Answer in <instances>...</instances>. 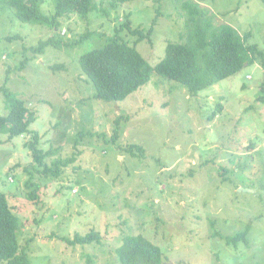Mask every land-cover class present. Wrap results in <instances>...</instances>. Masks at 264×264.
<instances>
[{"label":"rangeland","instance_id":"374dc122","mask_svg":"<svg viewBox=\"0 0 264 264\" xmlns=\"http://www.w3.org/2000/svg\"><path fill=\"white\" fill-rule=\"evenodd\" d=\"M183 1L134 0L113 9L95 0L87 17L64 16L56 29L0 16V117L9 113L5 85L34 114L29 130L46 155L35 163L29 133L0 136V193L21 222L20 250L32 264H120L117 249L132 235L158 246L164 264H264V105L257 102L264 68L246 65L197 95L152 71L124 100L105 102L80 67L81 56L105 47L129 20L148 37L135 44L138 37L123 30L120 41L155 68L168 44L186 40ZM191 1L215 25L250 34L249 44L264 54L263 2ZM42 10L52 15V0ZM50 37L63 44L33 51ZM218 104L222 111L210 119ZM131 145L144 154L133 149L132 156ZM28 182L38 204L28 198ZM91 231L101 243H67Z\"/></svg>","mask_w":264,"mask_h":264},{"label":"trees","instance_id":"16d2710c","mask_svg":"<svg viewBox=\"0 0 264 264\" xmlns=\"http://www.w3.org/2000/svg\"><path fill=\"white\" fill-rule=\"evenodd\" d=\"M94 1L52 0L54 13L47 16L42 10L44 0H0V16L8 12L22 23L56 29L59 26V19L64 16L87 17ZM131 1L134 0H109V4L114 9L118 4ZM184 1L181 8L186 17V40L181 44H168L164 58L155 68L146 63L135 47L120 41L118 35L123 30L138 37L135 44L148 37V34L144 36L139 29L132 30L129 20L119 23L115 28L114 39L105 47L92 50L80 57L81 70L92 82L96 99L105 102L122 101L149 83L152 71L167 80L179 83L188 94L197 95L236 75L246 65L257 62L264 68V54L257 45L249 44L250 34L241 36L227 24L217 26L198 3ZM260 1L264 4V0ZM61 43L62 40L56 41L54 37H50L39 43L38 48H34L33 51L41 52L47 46ZM23 68L24 65L20 67ZM63 68L62 65L52 67L54 70ZM1 90L9 113L6 117H0V136L7 134L11 139L29 133L30 138L26 147L32 153L35 163L43 165L46 155L38 148L39 135L29 130L30 124L35 120L34 114L5 85ZM257 102L264 105V83L259 87ZM222 108L223 106L218 104L210 119H214ZM118 133L119 124L116 121L112 141H115ZM133 149L140 152V155L144 154L139 147L131 145L128 152L134 157L136 155L132 152ZM75 157L76 155H73L69 161L63 163L57 162L56 168L60 165L67 166ZM50 172L55 173L52 170ZM28 184L33 188L28 198L38 204L37 187L32 182ZM20 227L21 222L12 211L7 196L0 193V264H32L27 253L23 249L20 250L18 242ZM245 236V233H241L235 237H226L225 241L230 245ZM101 239L99 232L91 231L85 236L75 235L73 239L67 240V243L73 247L84 246L99 244ZM117 257L120 264H164L160 248L141 235L124 237L123 244L117 249Z\"/></svg>","mask_w":264,"mask_h":264}]
</instances>
